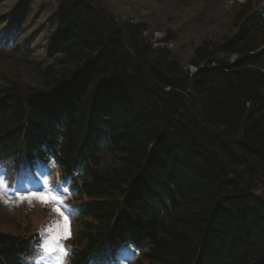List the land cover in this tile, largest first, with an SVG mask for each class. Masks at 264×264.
<instances>
[{"label":"trees","instance_id":"trees-1","mask_svg":"<svg viewBox=\"0 0 264 264\" xmlns=\"http://www.w3.org/2000/svg\"><path fill=\"white\" fill-rule=\"evenodd\" d=\"M229 15L230 35L197 46L189 74L145 44L143 25L118 23L97 0H58L46 60L22 62L36 81L0 79V158L80 174L70 264L120 240L136 264H264V3ZM87 82L123 96L122 111L100 118L102 142L82 140L91 91L74 95ZM38 239L0 233V258L22 264Z\"/></svg>","mask_w":264,"mask_h":264},{"label":"rangeland","instance_id":"rangeland-1","mask_svg":"<svg viewBox=\"0 0 264 264\" xmlns=\"http://www.w3.org/2000/svg\"><path fill=\"white\" fill-rule=\"evenodd\" d=\"M97 1L118 23L143 25L145 31L143 30L142 37L146 45H150L155 51L160 49L171 52L172 58L168 63L178 61L184 72L193 74L196 68L189 63L193 50L204 42H219L225 35L229 36L233 29V17L229 14L238 10V6L248 2L261 5L264 0H177L168 3H155L152 0ZM56 6L57 0H0V16L14 10L17 17L26 18L24 28H28L34 36V61H41L46 51L47 37L52 27L50 20ZM231 59L233 61L236 57ZM25 65L16 57L11 59L1 55L0 79L20 78L24 82L34 83L35 75ZM47 211L51 214L56 211L60 215L64 230L62 233L50 235L44 242L43 249L48 256L55 255L60 258L65 250L62 240L71 228V218L68 213H64V204L49 203L45 191L34 194L30 190L23 196L14 198L0 190V232L14 234L26 224L37 228L44 221V216L49 214ZM20 232L21 230L18 234Z\"/></svg>","mask_w":264,"mask_h":264},{"label":"bare ground","instance_id":"bare-ground-1","mask_svg":"<svg viewBox=\"0 0 264 264\" xmlns=\"http://www.w3.org/2000/svg\"><path fill=\"white\" fill-rule=\"evenodd\" d=\"M85 73V71H83V74ZM93 79V78H92ZM91 79V80H92ZM96 81V80H95ZM88 84H85L83 87V91H82V95L77 91L74 95V97L82 102V96H84V94L86 92H89V98L88 100H86L85 102L83 101V105L84 107L87 109L88 112V116H87V124L84 127V131L82 134V140L83 141H90V142H102L105 140L104 134H103V126L101 125L100 121L101 119L106 116L110 111L112 107H114L117 103V110L118 111H122L120 108L123 106L122 104H119V101H121L123 99V96L121 95V90L118 87L117 83L114 84L113 88L115 90V97H103L101 96V91L100 89L104 90V87L98 89L97 86H93L92 82H87ZM103 86V84H99L98 85ZM106 89V88H105ZM107 90V89H106ZM66 97H70L68 95H65ZM73 98V97H72ZM74 98V99H75ZM81 103V105H82ZM127 104V103H126ZM129 104L125 105L124 110H127L129 108ZM53 111L51 110V108L46 109V113L47 114H51ZM80 113L76 116L77 118L79 117ZM101 118V119H100ZM159 145H155L153 147V145L151 146V150L149 151V156L148 159H150V161L153 159L155 161V155L158 154L159 150ZM157 151V152H155ZM152 155V156H150ZM240 157V156H239ZM241 158V157H240ZM241 161V160H238ZM146 166V165H145ZM249 171V170H248ZM249 174L253 177L254 176V172L249 171ZM249 190H253L255 188V184H249ZM251 185V186H250Z\"/></svg>","mask_w":264,"mask_h":264}]
</instances>
